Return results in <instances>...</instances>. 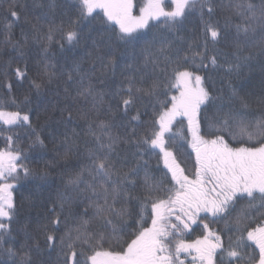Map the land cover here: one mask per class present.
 Returning a JSON list of instances; mask_svg holds the SVG:
<instances>
[{"label": "snow or ice", "instance_id": "6c2138e0", "mask_svg": "<svg viewBox=\"0 0 264 264\" xmlns=\"http://www.w3.org/2000/svg\"><path fill=\"white\" fill-rule=\"evenodd\" d=\"M33 5L46 7L45 17L53 16L46 33L40 23L32 25L35 33L32 39L41 45L44 54V58L36 62L34 77L28 78L24 51L27 35L23 34V43L14 42L12 23L0 29L7 31L5 43L18 51V59L25 60L23 70L17 67L15 75L21 80L29 79L30 89L38 96L61 80L65 85H75V95L68 87L64 88L65 98L72 104H90L81 108L80 118L91 122L83 138L74 130L71 134L65 131L59 141L63 153L57 152L42 167L32 168L23 163L28 156L16 143L19 133L6 137L7 146L0 149V257L7 260L0 259V264H42L31 259L32 253L37 257L41 255V240L49 249H59L61 264H186L189 256L192 264H216L217 257L220 264H248L249 261L264 264V223L251 226L257 216L264 217V142H261L264 141V111L257 115L248 97L230 84L227 99L212 95L205 87L209 78L186 66L238 77L258 61L264 70V0L259 3L222 0L223 8L229 13L223 23L216 15L217 0H170L169 6L165 0H147L139 9V15L133 14V0H65L62 6L57 0H47L46 4L33 0ZM26 8L21 0H0V19L18 21L20 10ZM97 9L103 10L109 22L107 37L104 33L92 36L91 30L84 32V26ZM193 14L199 17L198 30L186 35V24ZM57 15L59 23L55 22ZM150 21L160 24L161 30L141 49L142 62L137 65L136 48L146 35L140 30L150 28ZM88 39L96 53L88 68H83L82 61L69 63L66 57L64 64L53 62L57 55L52 52L53 45L58 46L60 53H65L79 48ZM249 48H255V53L246 52ZM124 55L134 61L124 66L131 74L125 76L123 86L114 93L118 97L116 109L109 107L105 113L107 118L100 119L103 93L97 92L92 83L97 62L101 74L111 71L115 75ZM7 87L11 91V84ZM177 91L178 94L168 95ZM161 95L165 96L164 100L159 99ZM144 100L152 102L154 119L150 121L142 120L146 111L141 113L137 107ZM257 100L264 105V94ZM10 103L19 110L6 111L0 106V123L8 130L24 129V135L30 140L29 147L37 150V158L42 159L47 153L45 139L33 127L31 109L23 108L30 103L29 98L26 96L19 104L14 99ZM208 110H212V114L204 118L208 120L211 139L201 135V115ZM60 112L65 124L73 120L70 105L60 108ZM114 112H122L131 127L117 124L109 115ZM93 113H97L95 119H91ZM178 117L187 120L191 137L188 143L195 153L194 177L186 174L168 147ZM113 127H123V134H114ZM229 141L239 146L233 147ZM253 142L258 146H250ZM157 149L167 169L165 176L159 179L151 174L148 161L144 159L150 152L156 154ZM73 158L86 162L75 170L59 173L65 192L58 194V205L52 202L50 211L56 215L47 218L35 234L28 231L27 223L17 229L34 242L15 248L10 243L15 240L13 224L18 223L13 189L22 179L47 184L61 161L67 167ZM142 170L144 195H133ZM168 175L170 186L164 183ZM69 190L75 198L89 199L94 215L81 219L57 236L65 204L74 199ZM92 196L96 199L92 200ZM133 214L137 217L136 228L129 233L127 229ZM149 214L150 224L145 227ZM82 216H88V208ZM202 216L213 222L223 221V229L212 228ZM93 221L97 227L90 230ZM194 225L202 226L203 237L193 241L184 239ZM234 232L239 233L235 238L231 234L225 236ZM121 233L133 238L124 240ZM113 241L121 250H111ZM105 243L110 244L109 249H104ZM6 244L9 246L5 247ZM124 244L126 247H121ZM252 245L259 250L258 259Z\"/></svg>", "mask_w": 264, "mask_h": 264}, {"label": "trees", "instance_id": "16d2710c", "mask_svg": "<svg viewBox=\"0 0 264 264\" xmlns=\"http://www.w3.org/2000/svg\"><path fill=\"white\" fill-rule=\"evenodd\" d=\"M42 2L46 4L47 0H42ZM69 2H71V0H69ZM255 2L259 3V0H255ZM21 3L26 4L27 8L20 10V19L18 21L0 19V29H2L4 25L12 23L11 32L13 35L11 39L14 42L21 41V43H23V34L27 35L28 43L26 46H24V51L26 53L29 68L28 78L30 79L36 75V62L44 58L41 45L32 39V37L35 35L32 25L40 23L43 26V32L46 33L48 29V22L49 20L53 19V16L48 14L45 17L44 14L48 11L47 8L34 7L33 0H21ZM57 3L62 6L64 5L65 0H57ZM146 3L147 0H133V14L137 13V15H139V9ZM165 4L166 6H169L170 0H165ZM217 4L218 7L216 15L220 19L221 23H223L224 17L229 15V13L223 8L222 0H217ZM0 15H2V12H0ZM73 18L75 17L73 16ZM55 22H60L59 15L55 17ZM108 23L109 22L106 21V17H104L103 10L97 9L93 13V16L89 18V23L84 26V32L88 33L89 30H91L92 36H99L100 33H104L105 37H107V35L110 33V30L107 27ZM198 24V15L193 14L190 16L186 24L185 34L191 35L192 32L198 30ZM150 25V28L140 30L146 35L136 48L137 56L135 59V64L137 65L142 62L141 49L145 47L146 42L151 40L154 34H158L161 30V25L157 24L155 21H150ZM112 35L114 39V33ZM6 37L7 31H0V106H4L6 111H17L19 109L10 102L14 99L17 104H19L27 96L30 100V103L23 105V108L25 111L31 109L33 127H35L45 139L47 153L43 155L42 159H38L36 155L37 150L29 147L30 140L26 135H24V129L11 128L8 130L7 126H4L2 123H0V149L6 148L7 136L12 135L15 137V134L19 133L20 138L16 140V143L28 156V159L23 163L32 168L42 167L46 161L55 157L57 152L63 153L64 149L59 147V141L63 139V133L65 131H68V133L71 134V132L74 130L80 134L81 138H83L87 124L91 122V120L85 121L81 119L80 110L82 107H90V104H72L70 100L66 99L64 88L68 87L69 91L75 95V85H65L63 80L54 83L50 88L46 89L41 95L38 96L33 90L30 89L29 79L21 80L20 78L16 77L14 70L17 67H20L23 70L25 60L18 59V51L13 50L10 44L5 43ZM156 47H158V45ZM184 47L187 48V44H185ZM255 51V48L246 49V52H251L253 54ZM52 52L57 53L55 59L53 60L54 63L64 64L66 57L69 63L72 60L82 61V66L85 69L89 67L96 55L95 46L92 44L91 39L82 42L81 46L74 51H67L65 53H60L58 46L53 45ZM89 53L92 55L89 56ZM133 62L134 61L128 58L127 55L122 56L115 75H113L111 71H109L107 74H101L99 70V63L97 62L96 77L93 78L92 83L95 86L97 92L103 93V100L100 104V112L98 113L100 119L107 118L105 113L108 111L109 107H111L113 110L116 109V101L118 97H116L114 93L117 91V89L123 86L122 82L124 81L125 76L131 74L125 69V64H130ZM186 66L189 67L191 71L209 78L205 81V87L211 91L212 95H222L225 99H227L231 93V88H236L238 91H240L242 96L248 97L250 101V107L257 115L259 112L264 111V105L259 104L257 100L261 94H264V70L261 69L258 61L254 62L251 68H245L238 77L235 75L227 76L223 74V72L211 69L202 70L197 69L192 65ZM9 84L12 86L11 91H9L7 87ZM57 84L59 87H57ZM229 84L231 85V88L229 87ZM172 94H178V91L170 92L168 95L170 96ZM159 99L164 100L165 96L161 95ZM66 104L71 106L73 114V120L67 124L61 121L60 112V108L64 107ZM137 107L140 108L141 113H145L146 111V114L142 115L143 121H150L154 119L152 102L144 100L143 102L139 103ZM156 111L158 112L159 108H157ZM131 114L132 113L129 115ZM211 114L212 110H208L201 115V135H203L206 139H211V135H209L208 120L204 117L211 116ZM96 115L97 113H93L91 119H95ZM109 115H111L112 119H114L117 124L123 123L129 128L131 127V125L127 124V117L123 116L122 112H114V115L111 113ZM63 116L66 117L67 112L63 113ZM112 131L114 134L122 135L124 128L113 127ZM139 131L141 133L143 132V126L140 127ZM53 134L56 136L55 140H53ZM173 134L174 135L172 138L168 139V147L176 155L181 167L185 168L186 174L194 177L195 153L192 151V148L188 143L191 137L187 130V120L185 118H177V120L174 122ZM181 134L183 138H181ZM215 134L218 135L219 133ZM229 142L233 147L239 146L238 143L232 141ZM54 145H56L55 148ZM250 146L258 145L253 142ZM144 159L148 161L147 167L154 177L159 179L165 176L167 169L164 167L163 159L161 158L158 149L156 150V154L150 152L144 157ZM85 162L86 161L84 160L77 162L75 158H73L68 162L67 167H65L64 162L61 161V165L52 172L50 180L47 184H38L37 182L30 179H22L20 183L17 184V186L13 189V198L18 210V223L13 224L14 231L12 235L15 240L10 241V243L13 244L15 248L20 249L22 246H27L34 242L29 240L23 232L16 231L17 229L27 223L30 225L28 231L35 234L39 227L47 222V218L54 217L56 215V213L51 212L50 209L53 201H56L57 205L59 204V200L57 199L58 194L65 192L64 183L60 179L59 175L61 170L65 172L72 171L77 169L80 163ZM132 163L134 164L135 160H133ZM129 167H131V165H129ZM124 170L126 171L127 168ZM21 176H23L22 172ZM143 176L144 172L142 170L139 177L137 178L140 183L137 184L135 190L133 191V195H144L142 188ZM170 179V175H168V177L164 180L165 185L170 186ZM69 194L73 195L74 199L71 201V203L65 204L64 214L61 217L63 222L60 225L57 236L62 235L64 231L67 230V228L78 224L81 219H89L94 215V209L89 207V199L83 197L75 198V194L71 193L70 190ZM91 199L95 200L96 197L92 196ZM117 207H119V205H117ZM138 207L139 206L136 205L137 210ZM85 208H88V216H82ZM56 211H60L59 207H57ZM135 219H137V217L135 214H133V217H131L132 223L129 224L127 232L130 233L136 228L134 223ZM202 219H205L206 222H208L214 229H223L224 227L223 221L213 222L211 218H205L203 216ZM150 220L151 216L149 214L147 217L148 222L144 225L145 227L150 224ZM260 223H264V217L257 216L251 226L255 227ZM96 227L97 223L93 221L90 230ZM229 234L233 235V238H235L236 235H239V233L234 232L226 233L225 236ZM121 235L123 236L124 240H130L133 238L131 235H125L123 233H121ZM203 235L204 231L202 226L194 225L190 232L185 233L184 239L193 241L197 238L203 237ZM111 245V250H121L120 247L116 246L114 241L111 242ZM8 246L9 245L7 244L5 245V247ZM103 247L104 249H109L110 244L105 243ZM121 247H126V244L122 245ZM40 248L42 253L39 257H37L35 253L31 254V259L34 262L40 261L42 264H61L62 256L60 255L58 248L49 249L42 240L40 243ZM26 250L27 248L25 247V251ZM252 250L255 251L256 259H258L259 250L255 249V245H252ZM181 258L183 259L184 257L182 256ZM0 259L7 260V257H0ZM80 259H83V257ZM186 264H192L191 256L187 257ZM216 264H220L218 257L216 258ZM234 264H236V262H234ZM248 264H254V261H249Z\"/></svg>", "mask_w": 264, "mask_h": 264}, {"label": "rangeland", "instance_id": "374dc122", "mask_svg": "<svg viewBox=\"0 0 264 264\" xmlns=\"http://www.w3.org/2000/svg\"><path fill=\"white\" fill-rule=\"evenodd\" d=\"M134 15H137V13H136V14H134ZM12 195H13V191H12Z\"/></svg>", "mask_w": 264, "mask_h": 264}]
</instances>
